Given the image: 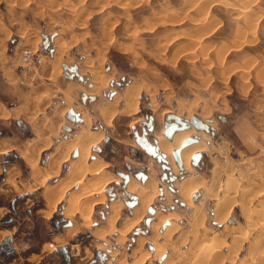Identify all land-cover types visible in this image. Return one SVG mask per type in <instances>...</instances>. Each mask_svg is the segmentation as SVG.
I'll list each match as a JSON object with an SVG mask.
<instances>
[{
  "label": "rangeland",
  "instance_id": "374dc122",
  "mask_svg": "<svg viewBox=\"0 0 264 264\" xmlns=\"http://www.w3.org/2000/svg\"><path fill=\"white\" fill-rule=\"evenodd\" d=\"M0 27L10 35L8 51L17 43L18 52L34 51L28 63L18 60L26 83L36 84L40 55L41 81L55 87L34 94L31 110L0 121V264H264V0H0ZM63 64L76 65L85 82L66 78ZM132 86L128 103L125 91ZM103 103L116 109L101 110L105 121L96 109ZM135 103V111L126 112ZM75 110L88 117L86 124L70 121ZM144 113L153 118L152 131ZM168 114L216 122L213 133L191 126V137L201 133L206 150L200 169L191 159L180 169L171 157L172 176L182 178L176 182L160 179L162 165L133 138L136 128L153 143ZM94 130L101 136L82 164L95 161L100 169L84 170L54 199L78 147L69 148L58 167L55 149ZM143 169L150 177L139 186L135 173ZM117 171L133 174L131 181ZM99 172L114 178L93 194L84 224L80 185ZM191 176L198 189L188 202L178 186ZM148 182L155 192L141 206L139 192L150 191ZM130 192L141 209L124 222L127 207L119 199L130 200ZM110 202L105 224L102 211ZM162 202L174 210L162 214ZM150 207L158 220L148 227L137 218L153 214ZM209 242L218 251L202 257L198 251Z\"/></svg>",
  "mask_w": 264,
  "mask_h": 264
},
{
  "label": "crops",
  "instance_id": "0c3cea01",
  "mask_svg": "<svg viewBox=\"0 0 264 264\" xmlns=\"http://www.w3.org/2000/svg\"><path fill=\"white\" fill-rule=\"evenodd\" d=\"M15 35H18V33H15ZM9 36H8L7 30L6 29H3L2 27H0V121H2L4 123H7L8 120H12V118L18 117V115H16V114H18V112H26V111L31 110V107H32V99H31V97L34 94H37V93H39V94H46V93H48L49 94L51 92V89L52 88H55L54 87V83L52 81H50V82H46V81L43 82V81H41V77L45 75L44 74L45 72L43 71L44 72L43 73L41 71L42 67L44 68V64H43V61H42V57H40V55L38 57V58L41 59L40 60V68H39V72H38V75H37L40 79L38 78V80L36 81V84H33L32 87H30V84H31L30 83V80L31 79H28L27 78L29 81H28V83H26L25 78L23 77L24 75H21L16 70L17 69V66L19 65V61L18 60L21 57V51L22 50L20 49V52H18V45L19 44L17 43L15 45L14 49L11 52L8 51V46H7L8 44L7 43H8ZM44 38L46 39L47 36H44ZM19 40H20V38H19ZM32 52L34 54V51H32ZM68 66H70V65H68ZM76 72H77L78 75H80L78 73V67H77V71ZM63 75H64V73H63ZM65 77L68 78L70 81L72 79L76 78L80 82H85V79L82 76H81L82 77V80L78 79V77L76 75H74L73 77H67V76H65ZM1 81H3V82L1 83ZM24 85H26L27 88L29 87L32 90L30 92L25 91V86ZM6 98L11 99L12 101H14L15 102V105L8 106L5 103V101H4V99H6ZM85 98L91 100V102L97 100V96L96 95H85V96L82 95L81 99H83V101L85 100ZM30 99H31V101H30ZM105 108L111 109V110H116L114 107H112L111 105H108L106 103L96 105V109L100 113L101 118L103 119V121H105V120H104V117H103V114H102V111L101 110L102 109H105ZM71 112H73V114H70V116H69V119H70L71 122L76 123L78 125H81V124L84 125V124H86L85 119L86 118L88 119V117L85 116V115H83L82 114V111L75 110V111H71ZM65 116H66V114H65ZM97 131L98 130H94V131H90V132H97ZM102 134H103V132H102ZM78 136H79V134L77 136H75L74 138L70 139V140H65V141L60 142V144H59L60 147L56 148L55 149V153H53V154H56V157H58V158H56V157L54 158V159H56V163H55L56 166H57V162L59 160H60V164H61V162L63 160H67V158L69 157V155H68V157H66V152H65V148L67 146V143L71 142L73 139H75ZM102 137H103V135H102ZM93 143H95V142H93ZM68 151H70V150H68ZM76 157L77 158L79 157L78 149L75 150V159L74 160L77 159ZM200 168L201 167H199V169ZM146 170H148V169L140 170L138 172V175L135 176L136 179L138 178L141 181V182H136L135 181V183L138 184L139 186H143L145 184V182L148 180V178L150 177L149 174H146V172H148ZM164 172L167 173L168 178H165L164 177V175H163ZM125 174L128 175V179H129L127 181V184H128L131 181V179H130L131 177L130 176L133 175V174H130L129 172H127ZM161 174H162V176H160V179L161 180H164V181L166 179H168V180H170L172 182H176V179L177 180L178 179H182V178H179L178 175H177L176 178L170 179V176H172L173 174H172V172H171V170H170L169 167H168L167 170L163 169ZM127 184H126V186H127ZM126 186H125V192L128 191L127 188H126ZM168 190L171 193H176L177 194V191L176 190L174 191V189H172L169 185H168ZM158 191H159V197L162 200H166L165 197L163 196V189L162 188H159ZM130 194L132 195V197L130 198V200L129 199H124V200L119 199V201L124 202V204L127 207L125 216L123 218L124 222H127L128 220H130V221L131 220H134L137 217L136 214L134 213V209L136 207H138V205H139V197H138V195H137L136 192H130ZM194 194H196L195 198H194ZM191 197H192V200L193 201H196L197 200V192L196 193H193V195ZM176 200L179 201V204L181 206H183V207L186 206V204L184 202H182L181 200H179L177 196H176ZM112 202H110L107 205V208H104V210L102 211V213H103L102 214L103 215L102 217H103V219L105 218V220H106V223L105 224L108 223V221H107V215H110V204ZM167 202L166 203L162 202L160 204V208L163 211L165 210V212H163V211L161 212L162 214L170 213V211L174 210V206L173 205H169ZM150 204H151V202L148 204L147 208L149 207ZM150 208H152V207H150ZM151 212H153V214H151L150 216H147V217H144L143 214H142V216L139 219L137 218V221L140 220L142 222V225H145L146 224L149 227V225L153 221L158 220L157 216L155 215L156 208L155 209L152 208V211ZM118 216H119V214H118ZM146 219H148V220H146ZM166 225H168V223L165 224V227H166ZM104 227L105 226H102L103 229H105ZM9 232H12V230H8L7 233H6V235Z\"/></svg>",
  "mask_w": 264,
  "mask_h": 264
},
{
  "label": "bare ground",
  "instance_id": "6f19581e",
  "mask_svg": "<svg viewBox=\"0 0 264 264\" xmlns=\"http://www.w3.org/2000/svg\"><path fill=\"white\" fill-rule=\"evenodd\" d=\"M134 92L135 91H134L133 86L126 89L125 97H126V101L128 103H131V102L133 103V99L135 96ZM127 108L128 109L126 110V112L135 111L136 103L131 107L127 106ZM207 113H208V111L204 110V115ZM203 122H205L210 128L214 129L213 126H215V123H216L214 120H212V122L210 121L211 123H207L206 121H203ZM193 133H194V130L192 129L191 126H189L188 129L178 130V131L174 132L172 137L170 139H168L163 135V133L161 132V129L157 132L154 131L153 137L156 140L158 150L163 155V157L165 158L166 164L170 168V170L175 169V164L171 161L173 150L179 149V159L181 161V166H183L185 168L188 167V163L195 153L200 152L202 150H206V145L204 144V141L202 140L203 136L201 133L197 134L199 136L197 142H193L189 145L181 147V143L184 140L190 138ZM100 136H101V133L91 132L89 134L76 137L71 142L67 143V146L65 148V152L68 151L69 148L76 146V147H78V150H79V157L70 164V168L68 170L67 177L65 178L66 180H65L64 185L57 188L56 192L53 193V195L54 194L56 195L54 199L60 198L59 195L61 196L65 192V188L70 183L73 182V179L78 174L82 173L84 170H89L90 172H94V171L100 169L101 165H99L95 161L90 163L89 165H83L82 164V163H84V157H85L86 153L88 152L89 145L93 142H96ZM210 151H212V149H210ZM94 178L95 179L88 180L85 183L82 182L80 185L81 190L79 193L82 192L81 195H82L84 201L82 202V205L79 208L80 209L79 213H80L81 217L83 218L84 224L90 223V220L88 218V214L90 213V210H91L92 201L93 200L95 201V198H93V194L96 193L97 191H100L102 189V187H104V185L109 180L114 178V176L99 172L98 174L94 175ZM173 178H176V176H174ZM193 178L194 177H192V176L185 178L184 180H182L180 182V185L178 186L179 187V195L182 197L183 200L188 201V202H190V194H192V192L194 190L198 189L197 188L198 185H196V183L194 182L195 180ZM148 184H149V187L151 188L150 191L149 190L147 191L146 188H141L140 192H139L141 206H146L147 202H149L151 197H152V192H155V187L154 186L152 187L151 183H149V182L147 183V185ZM144 191H147V192H144ZM74 195H75V192L72 193L70 198L68 199L69 204H68L67 210L70 209L69 205L70 206L73 205ZM48 199H50V197H48ZM217 203H218L217 206L220 207L222 201L221 202L218 201ZM141 206L134 210L135 214L139 213ZM112 209L113 210H112L111 216L115 217L118 214V210L120 209V205L115 203V204H113ZM113 223H114V220L111 221V227H112ZM263 225L264 224H262V226ZM7 235H11V232H9ZM216 251H218V249L214 248V243L209 242L206 245H204L202 247V249L198 252L201 254L202 257H209V256L213 255ZM262 255H264V254H262Z\"/></svg>",
  "mask_w": 264,
  "mask_h": 264
},
{
  "label": "water",
  "instance_id": "95a60500",
  "mask_svg": "<svg viewBox=\"0 0 264 264\" xmlns=\"http://www.w3.org/2000/svg\"><path fill=\"white\" fill-rule=\"evenodd\" d=\"M62 67L65 70V72H64L65 76L73 77L74 75H76L78 77V79L82 80V77L80 75H78L76 72L77 71L76 65L68 66L66 64H63ZM70 114H73V112L70 111ZM144 117L148 121V130L152 131L154 128L152 116L149 115L148 113H144ZM166 119L168 121H166L164 123L163 135L166 136L168 139H170L172 137L174 132H176L178 130L188 129L189 126H193L198 131H206L207 133L208 132L213 133V129L210 128L205 122H203L200 118H198L196 116H193L190 119H183L179 116L168 114L166 116ZM218 119L220 121H224L225 117L223 115H218ZM197 141H198V137H196V136L190 137L181 143V147H184L186 145H189V144H191L193 142H197ZM137 143L140 145V147L146 153L151 155L157 162H159L162 165L163 169H165V170L168 169V166L166 165L165 158L163 157V155L158 150L156 140H154L152 143L149 140H147L146 137L143 135L141 137H138ZM172 156H173L174 160L176 161L178 167L181 168V161L179 159V149L173 150ZM201 157H202V154L200 152H197L192 156L191 163H192V165H194V167H196V168L200 167L199 162H200ZM118 175L123 176L124 178L126 177L122 173H118ZM163 175L165 178H168L167 173L164 172ZM172 178L173 177L170 176V179H172ZM195 196H196V194H194V198H195ZM149 211L151 212L152 208H149ZM146 220H148V219H146Z\"/></svg>",
  "mask_w": 264,
  "mask_h": 264
},
{
  "label": "flooded vegetation",
  "instance_id": "af4514ba",
  "mask_svg": "<svg viewBox=\"0 0 264 264\" xmlns=\"http://www.w3.org/2000/svg\"><path fill=\"white\" fill-rule=\"evenodd\" d=\"M166 121H168V120H166ZM165 121V122H166ZM142 125H141V129H143L144 128V123H141ZM147 124H148V121H147ZM154 129V128H153ZM144 134H143V132H138L137 130H136V128H134V130H133V138L135 139V141L137 142V139H138V137H141V136H143ZM145 136V135H144ZM200 164L199 165H201L202 164V157H201V159H200V162H199ZM201 167V166H200ZM131 169V168H130ZM130 172H131V170H129ZM117 173H121V171H117ZM124 176H126L124 179H126V181H128V175L127 174H125V173H122ZM136 175H138V172H136L135 173V176ZM161 176H162V174H161ZM107 192H109V194L112 196H114L115 195V191H114V188L112 187V186H108L107 187ZM62 250V252H63V254L65 255L66 254V249H64V248H62L61 249Z\"/></svg>",
  "mask_w": 264,
  "mask_h": 264
},
{
  "label": "built area",
  "instance_id": "2783aa9c",
  "mask_svg": "<svg viewBox=\"0 0 264 264\" xmlns=\"http://www.w3.org/2000/svg\"><path fill=\"white\" fill-rule=\"evenodd\" d=\"M33 52L31 49H23L21 51V61L23 63H28L32 58Z\"/></svg>",
  "mask_w": 264,
  "mask_h": 264
},
{
  "label": "trees",
  "instance_id": "16d2710c",
  "mask_svg": "<svg viewBox=\"0 0 264 264\" xmlns=\"http://www.w3.org/2000/svg\"><path fill=\"white\" fill-rule=\"evenodd\" d=\"M6 242H7V239L6 240H4L3 242H2V246H5V244H6ZM6 248H9V247H6ZM1 248H0V254H1ZM5 250V249H4ZM8 250V249H7ZM7 253H9V252H7Z\"/></svg>",
  "mask_w": 264,
  "mask_h": 264
}]
</instances>
